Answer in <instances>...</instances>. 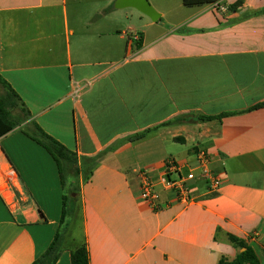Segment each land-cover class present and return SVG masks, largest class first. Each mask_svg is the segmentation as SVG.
<instances>
[{"label":"crops","instance_id":"1","mask_svg":"<svg viewBox=\"0 0 264 264\" xmlns=\"http://www.w3.org/2000/svg\"><path fill=\"white\" fill-rule=\"evenodd\" d=\"M116 1L0 0V77L24 105L11 111L22 122L0 137V264H36L58 234L56 264H72L82 241L90 264H220L245 251L230 237L264 264V107L255 109L264 103V0L183 3L177 13L154 4L156 22ZM184 114L225 115L162 126ZM32 123L79 158L115 145L79 179L65 221L66 189L52 156L25 134ZM199 151L224 179L219 193L199 182L192 205L163 192L171 205L149 208L140 170L157 174Z\"/></svg>","mask_w":264,"mask_h":264},{"label":"trees","instance_id":"2","mask_svg":"<svg viewBox=\"0 0 264 264\" xmlns=\"http://www.w3.org/2000/svg\"><path fill=\"white\" fill-rule=\"evenodd\" d=\"M220 1L222 0H183V3L185 6L194 7L218 4ZM137 47H142L140 37L139 41L137 42ZM0 87L4 89L3 92H0V137H2L11 132L19 123L22 122L15 120L11 111L19 104H21V106L24 105L22 104L19 96L2 77H0ZM262 107H264V103L257 106L255 109ZM24 113L27 115L26 111H24ZM224 115L212 117L205 115L184 114L163 124L162 126L180 125L190 122H208L217 118L220 119ZM24 132L32 140L43 146L52 156L58 166L60 178L67 193L64 199L62 219V221H65V219L75 211L80 193L79 179H82L83 182H87L100 162L107 156L109 152L113 150L115 145L95 156L79 158L75 152L70 151L62 143L47 134L36 123H32L30 127L24 130ZM148 132L149 130L143 132L142 134L133 136L131 140H140L144 138ZM65 231H68L67 226ZM60 238L61 235L59 236L58 234L54 243L50 246L46 254L36 264H56L58 262L62 252ZM230 240L241 248H245V251L242 252L234 261L227 262L222 260L220 264H260L252 249L248 248L243 242L234 237H230ZM72 264H90L89 251L85 241H82L81 244H79L72 251Z\"/></svg>","mask_w":264,"mask_h":264},{"label":"built area","instance_id":"3","mask_svg":"<svg viewBox=\"0 0 264 264\" xmlns=\"http://www.w3.org/2000/svg\"><path fill=\"white\" fill-rule=\"evenodd\" d=\"M139 36L133 35L131 43H137ZM212 159L206 151L195 154L194 162H180L170 158L163 170L157 174L149 169L140 170L141 199L154 211H161L171 205L162 201V193L171 194L177 204L188 207L195 202L192 192L199 182L205 183L210 194H218L224 179L212 170Z\"/></svg>","mask_w":264,"mask_h":264},{"label":"water","instance_id":"4","mask_svg":"<svg viewBox=\"0 0 264 264\" xmlns=\"http://www.w3.org/2000/svg\"><path fill=\"white\" fill-rule=\"evenodd\" d=\"M116 9L134 8L148 16L152 21L159 19V14L155 11L149 0H117L114 4Z\"/></svg>","mask_w":264,"mask_h":264},{"label":"rangeland","instance_id":"5","mask_svg":"<svg viewBox=\"0 0 264 264\" xmlns=\"http://www.w3.org/2000/svg\"><path fill=\"white\" fill-rule=\"evenodd\" d=\"M149 2L152 6L155 4L158 10L167 11L169 13H177V11L183 9L182 0H149ZM72 232L76 237H80L81 233H79V230L74 231L73 229Z\"/></svg>","mask_w":264,"mask_h":264}]
</instances>
